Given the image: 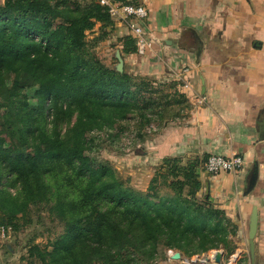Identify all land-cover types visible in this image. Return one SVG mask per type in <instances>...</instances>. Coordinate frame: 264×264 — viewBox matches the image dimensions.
Segmentation results:
<instances>
[{
    "label": "trees",
    "instance_id": "16d2710c",
    "mask_svg": "<svg viewBox=\"0 0 264 264\" xmlns=\"http://www.w3.org/2000/svg\"><path fill=\"white\" fill-rule=\"evenodd\" d=\"M97 23L102 31L88 41L86 32ZM112 25L107 7L97 0H3L0 4V91H23L22 103L17 104L30 106L37 123L25 127L24 138L36 140L33 154L17 151L15 160L12 150L0 146V160L29 198L42 192L38 174H49L73 194L64 204L69 210L65 231L50 246L31 244L27 264H124V242L136 250L150 248L160 238L169 239L167 247L187 257L220 248L230 252L235 225L208 194L197 198L202 188L198 162L164 158L147 187L139 190L119 178L107 160L93 165L84 154L89 132L114 124L122 131L133 121L142 134L151 122L161 126L165 117L176 116L171 105L184 104L180 93L168 99L166 86L119 72L94 52L92 48ZM121 41L123 54L135 52L130 35ZM30 88L34 103L28 102L31 97L25 92ZM13 107L18 108L14 103L9 110ZM44 110L52 115L51 132L44 126ZM74 115L61 134L58 123H69ZM28 162L31 165L21 169L19 165ZM159 182L169 189L167 193H159ZM18 213L19 209L8 207L0 223L5 217L15 225Z\"/></svg>",
    "mask_w": 264,
    "mask_h": 264
},
{
    "label": "crops",
    "instance_id": "0c3cea01",
    "mask_svg": "<svg viewBox=\"0 0 264 264\" xmlns=\"http://www.w3.org/2000/svg\"><path fill=\"white\" fill-rule=\"evenodd\" d=\"M125 1L147 8L145 27L152 52L123 54L121 40L130 33L114 22L106 28L111 33L97 53L111 63L118 50L123 70L148 77L156 87L166 86L168 99L178 92L184 101L180 107L171 105L178 114L165 117L142 143L146 150L141 157L149 165L169 157L198 162L203 193L235 225L230 252L220 248L195 257L179 252L180 258L168 263L199 264L196 258L220 250V264L234 257L236 262L230 264H250L249 222L255 208L253 264H264V0ZM210 154H238L243 168L208 174L202 163ZM254 171L257 176L249 190Z\"/></svg>",
    "mask_w": 264,
    "mask_h": 264
},
{
    "label": "rangeland",
    "instance_id": "374dc122",
    "mask_svg": "<svg viewBox=\"0 0 264 264\" xmlns=\"http://www.w3.org/2000/svg\"><path fill=\"white\" fill-rule=\"evenodd\" d=\"M79 1L86 3L88 0ZM111 19L113 23L117 22L125 25V23L115 18L111 17ZM101 31L100 24L97 23L92 30L86 32V39L92 41ZM109 33L111 31L106 29V35L97 41L92 48L94 52H98L99 44L106 39ZM147 38L151 47L146 48L144 53L140 54L134 44V53L145 55L152 52V41L148 34ZM97 55L106 64L115 68L118 62L115 56L110 55L111 63H107L106 58L98 53ZM9 86L10 83L7 82V87ZM31 91L32 88L25 91L27 96L31 97L33 94ZM22 93L23 91L20 94H9L6 91H0V146H4L6 150H12L11 156L15 160L17 151L20 154H28L29 156L33 154L36 146L35 139L31 143V137L24 138L26 134L25 127L35 126L37 123L33 119L34 114L30 106L23 105L21 107L17 104V102L22 103L20 98ZM7 96L10 98L5 100ZM28 102L34 103L35 99L28 98ZM14 103L18 108L13 107L15 110L10 111L9 108ZM177 107H180V105ZM164 109L168 115L172 114L168 109ZM74 117L75 115L69 123L66 121L58 123L61 134H64L67 127L72 124ZM43 121L47 131L51 132L52 115L50 111L44 110ZM160 124L161 122H151L144 128L142 134L138 132L136 125H133V121H128L122 131L116 124L111 128L93 130L86 135L88 149L84 154L89 157L93 165H96L99 161L107 160L115 169L119 178L126 180L135 189L144 190L155 170L161 166L162 161L153 165L147 164L141 157L145 156L143 154L146 150L145 147H142V143L149 138L155 129L160 127ZM33 135L36 137V131ZM29 165H31L30 162H28V165L21 163L19 166L25 170V166ZM38 176L42 192L36 194L34 198H29L23 192L20 181L16 179L14 174L10 173L8 165L0 160V215H4L3 213L8 207H15L19 209L18 216L20 218L15 222V225L9 223L5 217L0 223V264H27V250L31 244H38L41 247L50 246L53 240L63 234L68 225L69 210L65 209L66 205L64 204L67 200L73 198V194L62 183H56L54 177L49 174H38ZM157 188L161 194L169 191L160 182ZM203 192L204 190L201 188L197 193V198L202 199ZM91 214L88 218L91 217ZM169 241V239L160 238L150 248L136 250L131 248L128 242H124V248L121 252L123 262L124 264H169L168 259L171 258L169 250H173L167 247ZM195 255L190 257H195ZM92 264L99 263L93 262Z\"/></svg>",
    "mask_w": 264,
    "mask_h": 264
},
{
    "label": "built area",
    "instance_id": "2783aa9c",
    "mask_svg": "<svg viewBox=\"0 0 264 264\" xmlns=\"http://www.w3.org/2000/svg\"><path fill=\"white\" fill-rule=\"evenodd\" d=\"M97 2L107 7L110 17L125 23L139 53L142 54L146 48L151 47L145 30V20L148 17V10L142 3L117 0H97ZM242 168L243 158L238 154H233L231 156L210 154L202 166L204 172L212 175L223 172L236 173ZM172 254L173 251L169 250L170 257ZM231 262L235 263L236 258H232L227 264Z\"/></svg>",
    "mask_w": 264,
    "mask_h": 264
},
{
    "label": "water",
    "instance_id": "95a60500",
    "mask_svg": "<svg viewBox=\"0 0 264 264\" xmlns=\"http://www.w3.org/2000/svg\"><path fill=\"white\" fill-rule=\"evenodd\" d=\"M200 52V48L197 49L196 57L198 58ZM115 57L118 62L115 65V69L119 72L123 70V59L120 55V52L117 50L115 52ZM256 172L254 171L249 179L248 189L250 190L256 179ZM257 226V211L254 208L251 214L250 222H249V234H248V255L250 259V264L254 262V236L256 232ZM223 252L220 250L212 252L210 255H204L201 259L196 258L195 261L199 262V264H210V261H213L217 264L221 263ZM172 259L178 260L180 258V253L178 251L174 252L171 256Z\"/></svg>",
    "mask_w": 264,
    "mask_h": 264
}]
</instances>
